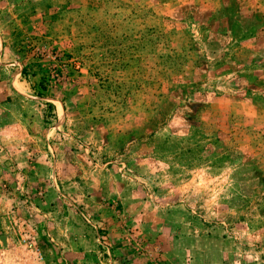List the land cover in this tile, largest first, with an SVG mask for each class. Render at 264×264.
<instances>
[{"label": "rangeland", "instance_id": "rangeland-1", "mask_svg": "<svg viewBox=\"0 0 264 264\" xmlns=\"http://www.w3.org/2000/svg\"><path fill=\"white\" fill-rule=\"evenodd\" d=\"M0 264H264V0H0Z\"/></svg>", "mask_w": 264, "mask_h": 264}]
</instances>
